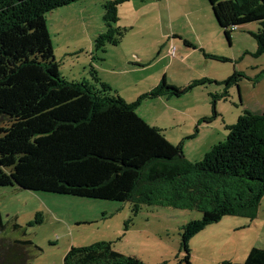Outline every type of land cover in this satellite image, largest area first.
Wrapping results in <instances>:
<instances>
[{"label": "trees", "instance_id": "16d2710c", "mask_svg": "<svg viewBox=\"0 0 264 264\" xmlns=\"http://www.w3.org/2000/svg\"><path fill=\"white\" fill-rule=\"evenodd\" d=\"M76 1L0 0V120L4 122L0 186L129 202L133 216L143 206L196 210L200 218L180 228L172 263L191 264L189 240L207 225L224 216H257L264 195V110H243L235 124L225 125L224 141L213 145L201 160H188L182 142H168L161 129L146 123L136 109L145 98L180 96L211 80L178 87L163 76L128 102L109 93L110 86L100 80L92 64L89 72L95 85L62 76L45 13ZM127 1L103 4L105 31L95 38L96 51L104 52L107 44L117 45L123 38L126 29L114 24L118 6ZM207 1L227 40L232 29L257 22V31L250 34L257 43L255 55L264 53V0ZM101 58L93 53V60ZM239 76L234 72L225 84L237 82ZM216 96H211V115L199 118L197 124H209L219 116ZM42 221L36 213L28 225ZM130 223L131 218L124 222L125 230ZM5 226L0 215V233ZM12 227L16 230L19 225L14 222ZM30 244L28 239L0 237V264H29ZM62 264L147 263L115 250L112 241H98L71 246ZM218 264H264V248H250L243 262Z\"/></svg>", "mask_w": 264, "mask_h": 264}, {"label": "rangeland", "instance_id": "374dc122", "mask_svg": "<svg viewBox=\"0 0 264 264\" xmlns=\"http://www.w3.org/2000/svg\"><path fill=\"white\" fill-rule=\"evenodd\" d=\"M106 1L79 0L45 13L62 76L95 85L89 65L93 53L102 56L92 62L98 77L108 83L111 95L128 102L156 86L163 76L178 87L194 80H211L180 96L145 98L136 109L146 123L161 129L168 142H182L183 154L190 161L201 160L213 145L224 141L225 125L235 124L243 110H264V53L255 55L257 43L250 34L257 31V22L232 29L227 40L207 0H129L118 6L114 24L126 29L123 38L117 45L107 44L101 52L95 50L94 41L105 31ZM203 52L226 60L208 58ZM151 60L157 61L142 66ZM234 72L240 76L227 86L225 80ZM213 95H217L219 116L198 126V118L211 115ZM3 125L0 120V127ZM36 213L41 214L42 223L29 226ZM0 215L6 223L1 238L31 241L27 246L32 256L29 264H62L71 246L98 241H112L115 250L147 264H172L181 226L201 214L143 206L133 216L129 202L0 186ZM14 222L19 225L16 230ZM252 247L264 248V195L254 219L224 216L191 237L190 262H243Z\"/></svg>", "mask_w": 264, "mask_h": 264}, {"label": "crops", "instance_id": "0c3cea01", "mask_svg": "<svg viewBox=\"0 0 264 264\" xmlns=\"http://www.w3.org/2000/svg\"><path fill=\"white\" fill-rule=\"evenodd\" d=\"M201 47H202V46H201ZM94 61H95V60H93V59L91 58V64H92V62H94ZM138 61H139V60L134 59V62H137V63H138ZM152 61H153V60H151L150 62L148 61V63H143L142 66H148V65H151V64H152ZM156 61H157V60H154L153 63L156 62ZM93 67H95V66H93ZM89 73H90V72H89ZM88 82H89V81H88ZM103 82H104V81H103ZM105 83H106V82H105ZM107 84H108V83H107ZM258 113H260V112H258ZM198 120H199V118H198ZM198 120L196 121L197 123H198ZM201 124H202V123H201ZM201 124H198V126L201 125ZM163 134H164V133H163ZM164 136H165V138H167L165 134H164ZM167 139H168V138H167ZM168 140H169V139H168ZM169 141H170V140H169ZM186 157H187V156H186Z\"/></svg>", "mask_w": 264, "mask_h": 264}, {"label": "built area", "instance_id": "2783aa9c", "mask_svg": "<svg viewBox=\"0 0 264 264\" xmlns=\"http://www.w3.org/2000/svg\"><path fill=\"white\" fill-rule=\"evenodd\" d=\"M173 51H174V49L170 50V54H171V53L173 54Z\"/></svg>", "mask_w": 264, "mask_h": 264}]
</instances>
